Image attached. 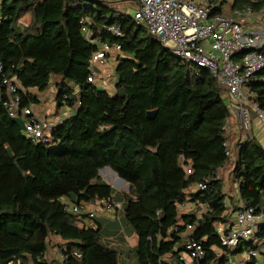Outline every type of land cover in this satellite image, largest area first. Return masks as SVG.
Instances as JSON below:
<instances>
[{
	"label": "trees",
	"instance_id": "obj_1",
	"mask_svg": "<svg viewBox=\"0 0 264 264\" xmlns=\"http://www.w3.org/2000/svg\"><path fill=\"white\" fill-rule=\"evenodd\" d=\"M0 6V64L6 78L18 81L21 105L38 104L31 91L44 93L59 78L57 108L71 111L48 142L33 141L4 107L0 75V264H121L120 252L103 242L101 224L95 219L98 228L81 227L85 217L63 206L65 199L94 204L108 198L124 204L122 217L138 237L136 264H184L183 242L193 224L189 236L203 244L204 264H229L230 255L251 250L260 258L247 264H264V223L235 251L223 247L218 234L230 219L217 172L232 162L226 125L233 114L226 89L208 69L183 62L133 16L100 0H2ZM248 7L259 14L264 0H233L231 11ZM212 13L223 14L222 8ZM87 20L95 39L122 48L115 93L88 80L100 44L86 39ZM110 26L124 36L112 35ZM252 90L264 111V70ZM233 150L240 197L259 215L264 146L251 134ZM105 169L129 190L119 195L104 182ZM206 181L207 190L196 191ZM187 203L199 215L182 212ZM53 238L66 260L47 258Z\"/></svg>",
	"mask_w": 264,
	"mask_h": 264
},
{
	"label": "built area",
	"instance_id": "obj_2",
	"mask_svg": "<svg viewBox=\"0 0 264 264\" xmlns=\"http://www.w3.org/2000/svg\"><path fill=\"white\" fill-rule=\"evenodd\" d=\"M100 1L108 5L134 2L138 9L133 17L138 25L146 28L150 35L171 49L173 54L183 62L208 69L217 82L226 89L232 114L243 132L242 141L252 134L254 117L264 123V111L256 106L252 98V84L258 80V75L264 70V41L255 30L253 23L258 20L264 21V10L257 14L248 7L236 11L234 15L213 14L216 8L215 0ZM92 24V21L87 20L83 33L90 43L100 44V47L91 59V75L88 80L106 89L110 82L116 84L117 76L113 72L98 74L96 66L107 63L111 56L122 55V48L119 44L111 46L95 39L90 28ZM106 29L115 37L124 36L119 26H110ZM0 75L3 76L6 87L7 99L4 101V107L9 116L13 119L22 118L25 121V133L28 138L35 142H48L50 131L58 122L42 118L32 106L21 105V97L18 94L20 85L16 79L6 78L4 66L1 64ZM227 147L226 154L233 159V148L230 142ZM187 173L188 175L193 173L191 167L187 168ZM206 183L207 181L201 183L196 191H206ZM239 186L238 182L236 206L234 204L230 206L226 196L227 214L230 215V219L218 229L223 247L230 250H236L242 243L252 241L256 235L254 228L264 223V212L258 215L257 209L247 205L241 199ZM63 206L68 213L85 217L80 224L81 227L95 228L93 222L95 223L98 213L92 209L90 203L76 204L65 199ZM99 206L105 217L121 219L124 209L121 201L108 198L100 201ZM184 207L186 205L182 208ZM195 227L196 224L187 226L188 231L183 242L184 253L180 258L184 264H204L207 259L203 244L189 236ZM247 255L249 262L252 258H260L256 250L249 251ZM66 259L67 256L61 253L60 260ZM236 262L233 260L231 264Z\"/></svg>",
	"mask_w": 264,
	"mask_h": 264
},
{
	"label": "crops",
	"instance_id": "obj_3",
	"mask_svg": "<svg viewBox=\"0 0 264 264\" xmlns=\"http://www.w3.org/2000/svg\"><path fill=\"white\" fill-rule=\"evenodd\" d=\"M1 2H2V0H0V4H1ZM214 4L217 8L218 7L222 8L223 14L233 15L232 11H231V6L233 4V0H215ZM229 5H230V10L228 8ZM137 9H138V6L136 5L135 12ZM135 12H134V14H135ZM134 14L131 16H134ZM0 18H1V6H0ZM26 18L28 21H30L29 16H27ZM256 31L258 34L260 33V30H256ZM261 38L263 39V37H261ZM117 57L118 56H115V57L111 56V58L109 59V61L107 63H104L100 66L102 68V70L105 69L104 71L107 73H112V72L114 73L116 71V67H117V61H116ZM108 87L107 88H108L110 93H115V84L114 83L110 82ZM49 91L50 90H48L44 93H38L36 90L31 91L39 99V103L36 105H32V107L34 108V110L36 112H40V113H42V115L46 116L45 118L47 120L60 122L63 117H68L71 114V111L68 110L67 108L58 109L56 107L57 102L54 103L56 105H50L49 108H47L44 111V100L48 101L47 99L49 97L47 96V93ZM41 95L43 96V98H40ZM225 97H226V100L229 101L227 95H225ZM54 101H56V100L54 99ZM227 136L230 138L229 141L231 142V146L234 149L237 141L242 137V130L239 127L234 114L228 120ZM252 137L256 138L264 146V123L259 121L257 119V117H254ZM233 162H234V158L232 159L231 163H229L227 166H225L223 169L219 170V172H218V177L220 179H222V181L224 183L225 192L227 194V200L226 201L230 206L233 204L236 206L238 203L237 183L239 182V180H237L236 176L232 173ZM114 176L116 177L115 182L117 181V183H121L118 179V176L116 174H114ZM121 184L124 185L125 189H123V190L120 189L119 195H121L122 192H127L129 190V188H128L129 185L126 182L125 183L122 182ZM112 186L115 187L114 184ZM116 188L119 189L120 187H116ZM189 204H191V203H187L186 207H184V209H187ZM91 205H92L91 206L92 209L98 213L96 220L101 224V227H102L103 242L106 245H108L114 249H117L120 252L121 264H136V260L133 261V255L132 254L135 252L136 246L138 244V237L127 226L125 219L123 217H122V220L109 219V218L105 217V215L102 213L100 206H99V202H96V203L91 204ZM193 206H194V204H193ZM186 213L187 214H197V212L196 213L186 212ZM93 224L95 225V228H98V225L96 224V222L95 223L93 222ZM129 249L132 250L131 254H130ZM246 256H247V253H246ZM230 257H231V255H230ZM248 262L249 261L247 258L246 261L241 260V262H239V263L236 262V264H246Z\"/></svg>",
	"mask_w": 264,
	"mask_h": 264
},
{
	"label": "rangeland",
	"instance_id": "obj_4",
	"mask_svg": "<svg viewBox=\"0 0 264 264\" xmlns=\"http://www.w3.org/2000/svg\"><path fill=\"white\" fill-rule=\"evenodd\" d=\"M108 6H110L116 13L129 14V15H133L134 12H135V9H136V4L134 2H121V3H118V4H109ZM228 8L230 10V5L228 6ZM22 23L27 25L29 23V21L27 20V18H25L24 20H22ZM253 26H255L256 30H260L259 35L261 37H263V41H264V21H262V20L254 21ZM96 70H97L98 73L105 72L104 71L105 69L102 70V68L99 65L96 66ZM58 80H59V78L53 79L52 85L48 89V90H50L47 93V96L49 98L47 99L48 101L44 100V111L47 108H49L50 105H56L57 104V103L54 104L56 102V101H54V99L56 100V96L58 94V90H57V88L55 86L56 83L58 82ZM40 98H43V96L41 95ZM37 114L39 116H41L42 118L44 117V119H46L45 118L46 116L42 115V113L37 112ZM50 133H51V131H50ZM101 177L103 178L104 182H106L107 184H112V185L114 184V186H115L114 188H115L117 193L120 192V189L121 190L125 189L124 185H122L121 183H117V181L115 182V178L116 177L114 176V174L109 169H105L103 171V173L101 174ZM116 186L120 187V188L118 189V188H116ZM117 193H116V195H117ZM182 212H185V213L186 212H190V213H196L197 212V213H200L199 209L196 206H193L192 203L188 205L187 209H183ZM258 230H259V227L256 226L254 228V233L255 234L258 233ZM59 247H60V244L58 243V240L56 238H53L52 241H51V250H49L50 252L47 255V258L49 260H54V259L60 260V254L61 253H60V248ZM231 251H235V250L231 249ZM131 253H132V250H130V254ZM134 254H135V252L132 254L133 255V261L136 260ZM229 258H230L229 264H231L234 259L239 263V262H241V260L246 261V259L248 258V255L246 256V253L244 252V253H241V254L239 253V254L231 255V257H229Z\"/></svg>",
	"mask_w": 264,
	"mask_h": 264
},
{
	"label": "water",
	"instance_id": "obj_5",
	"mask_svg": "<svg viewBox=\"0 0 264 264\" xmlns=\"http://www.w3.org/2000/svg\"><path fill=\"white\" fill-rule=\"evenodd\" d=\"M156 114H157V112L156 111H151V112H149L148 113V117L150 118V119H154L155 118V116H156ZM14 120V122H16L19 126H20V128L25 132L26 131V125H25V121L22 119V118H14L13 119ZM111 170V169H110ZM104 171V170H103ZM103 171H101V174L103 173ZM112 171V170H111ZM113 172V171H112ZM114 174H116L115 172H113ZM117 175V174H116ZM118 179H119V181L122 183H125V181L124 180H122L121 178H119L118 177ZM117 187V186H116ZM130 186H128V188H129ZM163 264H168L167 262H163Z\"/></svg>",
	"mask_w": 264,
	"mask_h": 264
}]
</instances>
